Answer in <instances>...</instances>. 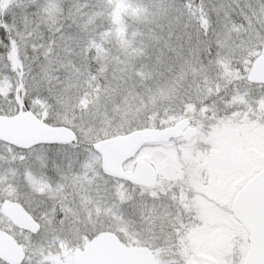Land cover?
<instances>
[{"label": "snow or ice", "instance_id": "6c2138e0", "mask_svg": "<svg viewBox=\"0 0 264 264\" xmlns=\"http://www.w3.org/2000/svg\"><path fill=\"white\" fill-rule=\"evenodd\" d=\"M131 2L138 17L117 41L116 0H0V121L26 114L45 129L25 141L0 135V239L15 250L0 248V264H66L67 250L84 252L104 234L126 255L144 253L141 264H242L222 238L210 258L197 255L191 234L204 222L192 170L170 176L140 157L174 147L178 121L264 127V0ZM152 132L161 139L130 155L114 148ZM230 182L243 222V200L255 192L264 203V146L237 157Z\"/></svg>", "mask_w": 264, "mask_h": 264}, {"label": "rangeland", "instance_id": "374dc122", "mask_svg": "<svg viewBox=\"0 0 264 264\" xmlns=\"http://www.w3.org/2000/svg\"><path fill=\"white\" fill-rule=\"evenodd\" d=\"M197 137L200 141L198 145ZM175 139L178 143L174 147L156 146L167 156L158 165L165 173L173 176L182 174V163L178 162L181 155L188 166L192 165L191 175L194 172L195 175L201 174L203 177L201 180H204V184L201 185L204 186L203 192L206 194L198 192L192 196L197 215L204 222L202 228L193 230L191 234L193 245L199 249L197 255L210 258L209 249L215 248L214 237L219 238L225 234L228 236L229 249L234 247L241 259L247 249V234L228 210L229 201L237 190V184L230 182V174L240 154L260 152L264 146V127L255 121L217 122L210 125L207 131H201L197 127L192 147H187L182 137ZM174 155L177 156L176 161L171 160ZM78 250L72 252L69 249L64 253L66 264H73L72 258ZM53 259L59 260V254L53 256Z\"/></svg>", "mask_w": 264, "mask_h": 264}, {"label": "water", "instance_id": "95a60500", "mask_svg": "<svg viewBox=\"0 0 264 264\" xmlns=\"http://www.w3.org/2000/svg\"><path fill=\"white\" fill-rule=\"evenodd\" d=\"M256 78H264V65L256 66ZM195 132L196 130L192 129V126L186 125V121H178L176 126L172 129L174 138L182 137L184 139L188 135L194 136ZM44 133L45 129L40 123L36 121L34 117L26 114H21L11 119L4 118L0 121V135H3L6 139L25 141L34 137H39ZM160 139L161 136L159 134L152 132L145 134L135 141H117L114 143V148L119 152L130 155L142 141L154 143ZM110 163L114 171L120 170L119 161H110ZM240 208L243 213V222L233 215L232 205L230 204L232 215L243 226L247 232V236L251 235L250 229H255L257 234L255 242L247 240V250L242 264H264V235H261V233L264 232V227H262V224H264V220H262V215H264V203H262L260 195L254 192L240 203ZM12 211L16 212L17 209L13 208ZM220 238L228 241L227 235H222L219 239ZM219 239L216 241L217 243ZM0 248H2L8 256L15 254V250L7 238L0 239ZM86 259H118L127 262V264H141V262L146 259V256L144 253L124 254L115 237L111 234H104L95 242L87 244L84 252L79 250L72 258L73 264H84Z\"/></svg>", "mask_w": 264, "mask_h": 264}, {"label": "trees", "instance_id": "16d2710c", "mask_svg": "<svg viewBox=\"0 0 264 264\" xmlns=\"http://www.w3.org/2000/svg\"><path fill=\"white\" fill-rule=\"evenodd\" d=\"M138 8L139 5L132 3L131 0H116L115 6L113 7L111 12V23L113 25V31L110 38L116 39L117 41H122L124 39L125 30L131 25L135 24V21L138 17ZM126 17L128 18L127 21L125 19ZM140 158L154 160L158 164L163 163V161L167 159V156L157 147H152L145 149L141 153ZM175 158H177V156H171L172 161H176ZM181 160L182 157L180 155L178 162H181ZM166 175L173 176L169 173H166Z\"/></svg>", "mask_w": 264, "mask_h": 264}, {"label": "flooded vegetation", "instance_id": "af4514ba", "mask_svg": "<svg viewBox=\"0 0 264 264\" xmlns=\"http://www.w3.org/2000/svg\"><path fill=\"white\" fill-rule=\"evenodd\" d=\"M181 162H182V167H183V172H186V171H188L189 169H191V167H192V165H191V167L190 166H188L189 164L187 163V162H184V160H181ZM198 164V163H197ZM186 166H188L187 167V169L185 168ZM200 166H201V164H200ZM193 178H195L193 181H192V179ZM203 177L201 176V174L200 175H195V173L193 172V174L191 175V177H190V180H191V182H190V184H191V188H192V191H193V195H196L195 193H201V194H206L205 192H203V187L204 186H202L203 184H204V180H201ZM202 184V185H201ZM229 205H230V203H229ZM228 210H229V212H230V209H229V207H228ZM198 213V212H197ZM245 252H246V250H245ZM245 252H244V254H243V257H244V255H245ZM243 257L241 258V260L243 259Z\"/></svg>", "mask_w": 264, "mask_h": 264}]
</instances>
